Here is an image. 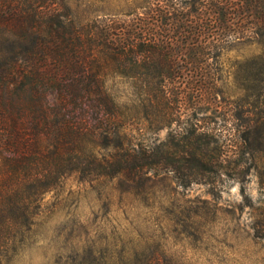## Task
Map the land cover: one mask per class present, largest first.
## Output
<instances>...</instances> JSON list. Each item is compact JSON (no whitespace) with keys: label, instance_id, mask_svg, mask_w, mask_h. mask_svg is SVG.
Returning <instances> with one entry per match:
<instances>
[{"label":"trees","instance_id":"obj_1","mask_svg":"<svg viewBox=\"0 0 264 264\" xmlns=\"http://www.w3.org/2000/svg\"><path fill=\"white\" fill-rule=\"evenodd\" d=\"M123 2L82 19L67 0H0V264L71 180L116 185L147 208L158 181L215 197L239 183L264 243V198L253 204L244 186L257 175L264 190V120L248 98L264 109V0ZM242 44L261 53L226 67Z\"/></svg>","mask_w":264,"mask_h":264},{"label":"rangeland","instance_id":"obj_2","mask_svg":"<svg viewBox=\"0 0 264 264\" xmlns=\"http://www.w3.org/2000/svg\"><path fill=\"white\" fill-rule=\"evenodd\" d=\"M67 2L82 19L125 6L123 0ZM260 53L256 44L236 45L226 67L245 64ZM227 88L230 100L242 105L233 78ZM248 98L257 113L251 118L264 120L257 95ZM159 136L164 139L166 132ZM244 186L253 204L264 198L257 175ZM116 188L93 189L71 180L63 191L47 195L44 213L10 264H81L84 259L105 264L132 253H154L165 264H264V243L253 237L241 184H228L215 197L206 186L185 189L173 179L158 181L149 208Z\"/></svg>","mask_w":264,"mask_h":264}]
</instances>
